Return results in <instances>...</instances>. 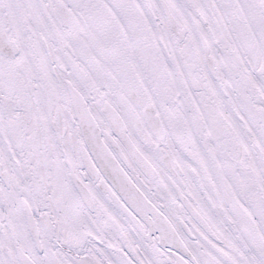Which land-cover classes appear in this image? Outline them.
<instances>
[{"label": "snow or ice", "instance_id": "6c2138e0", "mask_svg": "<svg viewBox=\"0 0 264 264\" xmlns=\"http://www.w3.org/2000/svg\"><path fill=\"white\" fill-rule=\"evenodd\" d=\"M0 264H264V0H0Z\"/></svg>", "mask_w": 264, "mask_h": 264}]
</instances>
